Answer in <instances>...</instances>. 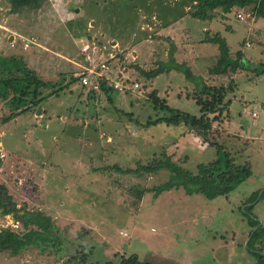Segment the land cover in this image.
<instances>
[{
  "label": "rangeland",
  "instance_id": "374dc122",
  "mask_svg": "<svg viewBox=\"0 0 264 264\" xmlns=\"http://www.w3.org/2000/svg\"><path fill=\"white\" fill-rule=\"evenodd\" d=\"M195 3L43 0L42 5L13 11L10 0H0V54L17 56L38 77L61 86L57 95L10 120H4L10 109L0 100V181L18 206L25 202L29 210H42L57 227L56 237L32 234L33 242L19 251H0V264H72L71 257L83 246L92 249L89 258L99 264L133 253L148 261L155 247L151 264L255 262L254 250L246 246L250 225L244 207L255 202L252 213L264 218V155L260 154L264 147L252 149L259 136L253 125L264 128V107L258 102L264 101V18L255 15L251 4L227 12L213 9L211 18L201 21L190 15ZM184 4L186 18L180 15ZM79 13L85 17L73 20ZM67 21L84 23L83 33L75 32ZM215 34L225 39L230 55L241 49L247 56L235 72L210 71L217 64L219 48L206 38ZM92 40L96 50L82 53L81 47ZM104 49H114L119 57L110 66L126 65L139 83L134 92L113 91L118 95L113 101L101 92L89 96L73 79L87 66L89 56L93 65L105 60ZM171 55L201 76L199 86L174 68L146 76L160 62L170 64ZM114 74L116 70L109 75ZM229 84L228 108L208 115L215 119L209 145L183 123L147 124L167 114L152 104L149 93L161 104L199 117L202 101L211 95L202 94V85ZM218 146L232 161L230 171L246 165L254 174L214 199L199 192L188 194L181 186L154 197L153 190H146L167 181L166 168L128 174L115 169H135L138 163L169 157L196 174L198 165L218 157ZM220 165L227 173L224 162ZM256 190L253 202H240ZM6 226L20 230L10 214L0 215V227ZM232 238L235 245L228 248L223 240L230 244ZM211 247L225 250V255L209 252ZM234 248L239 252L229 254ZM81 252L79 257L84 255Z\"/></svg>",
  "mask_w": 264,
  "mask_h": 264
},
{
  "label": "trees",
  "instance_id": "16d2710c",
  "mask_svg": "<svg viewBox=\"0 0 264 264\" xmlns=\"http://www.w3.org/2000/svg\"><path fill=\"white\" fill-rule=\"evenodd\" d=\"M195 10L190 12L192 18L199 20H207L211 18L210 11L216 8L222 9V11H229L232 7H244L253 4L255 15L264 18V0H194ZM10 6L13 11H16L23 7L39 6L42 5L43 0H10ZM206 41L216 43L219 48V57L217 64L210 71L213 73H227L229 70L235 72L238 68L242 67L243 62L246 61V57L241 49L235 51L234 57L230 55V50L223 37L215 34L213 37L207 36ZM246 58V59H245ZM245 59V60H244ZM174 68L184 73L188 80L195 82L197 86L200 85L202 80L201 76H195L191 70L182 63H176L170 56V64L160 62L159 65L149 72L146 76L152 77L163 72H168ZM74 82L78 81V77H74ZM72 81V80H71ZM66 85V84H65ZM101 94L107 97L110 101L115 96L111 87L100 84ZM227 88H232V85L228 87L220 85L219 87H213L209 85H202L201 91L205 96H209L208 101H202V107L200 108V116L196 117L186 111H182L177 108L169 107L163 101L159 103V98L154 93L151 95V102L154 106L157 104L160 108L167 111V114L156 118L155 120L147 122V124L157 125L159 123H165L167 125H186L190 131L200 136L209 145L212 138L208 137L209 130L214 118L209 119L208 115L212 113H222L223 110L228 108V100L225 102L224 98L227 93ZM47 90V93H46ZM61 90V86L56 87L54 83L48 82L37 76L36 72L28 68L22 60L13 55H1L0 54V100L4 101L7 108H9V114L4 120H10L21 113L27 112L32 106L41 103L46 98L57 95ZM225 92V93H224ZM96 94L94 91L88 92ZM208 94V95H207ZM201 103V102H200ZM212 144V143H211ZM218 157L207 164L198 165L197 173L193 174L184 168L178 166L176 163L170 160L169 157H165L164 160H152L145 164L138 163L135 169H122L115 166V169L120 173H137L143 172H156L161 168H166L170 171L167 181L156 185L146 191L153 190V196L157 197L163 190H170L172 187H183L186 193L192 192L201 193L208 199H214L217 196L227 195L235 189V187L243 182L247 177L252 174L249 166L242 165L237 166L233 171H230L232 165L231 159H228L223 149L217 147ZM224 162V167L227 173L223 172V167L220 165ZM2 165V158L0 156V167ZM258 194V190L252 192L249 197H246L243 201L253 202ZM255 205L250 204L244 207V213L247 215L250 225L249 241L246 246L247 249L257 250L254 253L259 258L258 264H264V255L261 254V247L264 244L263 239V226L259 224L256 219V215L252 213V208ZM10 214L12 218L19 223L20 230L12 229L9 226L0 227V251L10 250L17 252L21 246L31 244L33 241L30 239L32 234L46 233L54 237L57 236L56 225L52 218L46 215L42 210L26 208V203H21L18 206V202L14 199L12 193H10L7 185L0 181V215ZM257 227L254 229V227ZM82 250V249H81ZM81 250H79L81 252ZM91 250L87 251V247L83 246V256L75 255L71 257L72 264H99L89 258ZM101 264H151L149 261H142L138 256L133 253L128 256H120L116 259L110 257Z\"/></svg>",
  "mask_w": 264,
  "mask_h": 264
},
{
  "label": "built area",
  "instance_id": "2783aa9c",
  "mask_svg": "<svg viewBox=\"0 0 264 264\" xmlns=\"http://www.w3.org/2000/svg\"><path fill=\"white\" fill-rule=\"evenodd\" d=\"M96 47L97 46L94 40L91 42L87 41V43L81 47V51L82 53L91 55V53L96 50ZM104 53L105 49L101 54ZM114 57L115 54H109L105 60L98 59L96 64L93 65V60L90 61L91 59L89 56L87 66H83V69L77 75L78 82L81 87L86 89L88 92L94 91L95 93H99L101 92L100 84L105 83V85L111 87L114 92H134V90L138 88L139 83L137 80H135V77L131 76L126 65L119 63L117 67L110 66V63L113 62ZM112 70H116V74L109 75L112 73Z\"/></svg>",
  "mask_w": 264,
  "mask_h": 264
},
{
  "label": "crops",
  "instance_id": "0c3cea01",
  "mask_svg": "<svg viewBox=\"0 0 264 264\" xmlns=\"http://www.w3.org/2000/svg\"><path fill=\"white\" fill-rule=\"evenodd\" d=\"M187 10H188V8H187V6L184 4V8H183V12L180 14V15H182L183 14V17L184 18H186L187 16L186 15H188V13H186L187 12ZM76 11V10H75ZM186 14V15H185ZM78 17H75V19H73V20H76V19H79V18H81V17H85V15H83V14H81V13H79V15H77ZM180 19H182L181 17L180 18H178L177 20H180ZM194 19H196V18H194ZM87 20H92V18H89V19H85V23L87 22ZM79 21V20H78ZM202 21V20H201ZM67 24L68 25H70L71 27H72V29L75 31V32H79V33H83V30H84V26H85V24L84 23H82V24H76V23H73L72 21L70 22V21H67ZM165 25H167V24H165ZM168 26V25H167ZM166 27V26H165ZM100 28V27H99ZM101 29V28H100ZM118 39V38H117ZM119 40V39H118ZM121 41V40H120ZM45 47V46H44ZM45 49H47V47H45ZM47 51V50H46ZM105 53H106V55H108L109 56V54H115V57H114V60L115 59H119V57L117 56V52L113 49V50H106L105 49ZM247 58V57H246ZM113 60V61H114ZM164 73V72H163ZM162 74V73H161ZM159 75V74H158ZM157 75V76H158ZM207 84V83H206ZM238 85H236V87H237ZM236 90V89H235ZM89 96H91V97H94V95L95 94H91V93H87ZM102 95V94H101ZM118 96V95H117ZM117 96H114V97H117ZM228 100V94L226 95V97L224 98V101L226 102ZM259 103H261V104H263V107H264V101H263V99H260L259 101H258ZM259 103H257L256 105H258ZM255 105V106H256ZM232 107V106H231ZM263 112H264V109H263ZM254 126V128H253V130L255 129L256 130V135L257 134H259V136L256 138L255 137V140L253 141V146H252V149L254 150L256 147H259V148H262V146L264 147V143H263V140H264V136H262V137H260L261 136V134H263L264 135V128L263 127H261L260 125H259V127H256L257 125H256V123H255V125H253ZM246 127V129L247 130H249L250 128H249V125H247V126H245ZM251 134V133H250ZM254 134V133H253ZM254 134V135H255ZM255 135V136H256ZM254 136H252V138H253ZM262 156L264 155L263 153H260ZM249 159H251L252 161H253V159H256V157L254 156V158H253V154L251 155V157L249 156ZM262 159H264L263 157H262ZM252 161H251V165H252ZM264 161V160H263ZM261 163V165H262V162H260ZM254 174V170H253V168H252V174L251 175H253ZM246 198V197H245ZM245 198L243 197L242 199H241V201L240 202H242V201H244L245 200ZM258 218H261V216H256V219L258 220ZM259 221V220H258ZM261 223H260V225H262L263 226V230H264V218H261V221H260ZM250 231V230H249ZM249 231L247 232V235H246V238L249 236ZM240 235V234H239ZM263 235H264V232H263ZM233 237L234 238H236V236H235V234L233 235ZM234 238H232L231 239V241H230V244H228V241H225V240H223L224 242H225V244L228 246V248L230 247V246H234L235 244V242H236V239H234ZM263 239H264V237H263ZM223 244V243H222ZM222 244H220V245H222ZM150 246H148V248H149ZM209 252H211V253H213V254H215V255H225V250H222V249H220V248H213V247H211V249L209 248V250H208ZM255 251H257L256 249L254 250V252ZM106 252H108V250L106 249ZM109 252H111V250H109ZM234 252H239V250H238V248H234V249H232L231 250V252L229 253V254H234ZM131 253V252H130ZM156 253H157V248L155 247V248H153L152 250L150 249V251H149V254H150V260H148L149 262L150 261H152V259H153V256L154 255H156ZM261 254H263L264 255V244L262 245V247H261ZM256 258V259H255ZM149 259V258H148ZM211 259H213L214 260V256H212L211 257ZM257 259H258V261H259V258L257 257V255L255 254V255H253V260L255 261V262H251L250 264H258L257 262ZM141 260V259H140ZM143 261V260H142ZM218 262V264H222V262H220V261H217ZM224 264H228V263H225V262H223ZM202 264V263H201ZM203 264H208V262H204L203 261Z\"/></svg>",
  "mask_w": 264,
  "mask_h": 264
},
{
  "label": "water",
  "instance_id": "95a60500",
  "mask_svg": "<svg viewBox=\"0 0 264 264\" xmlns=\"http://www.w3.org/2000/svg\"><path fill=\"white\" fill-rule=\"evenodd\" d=\"M261 223V222H260ZM257 227H255V229H256Z\"/></svg>",
  "mask_w": 264,
  "mask_h": 264
}]
</instances>
